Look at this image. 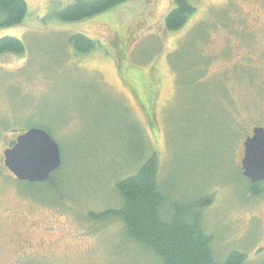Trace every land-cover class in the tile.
Masks as SVG:
<instances>
[{"label": "rangeland", "instance_id": "obj_1", "mask_svg": "<svg viewBox=\"0 0 264 264\" xmlns=\"http://www.w3.org/2000/svg\"><path fill=\"white\" fill-rule=\"evenodd\" d=\"M76 1L26 0L23 24L0 29L25 46L0 56V264H161L121 222L87 218L119 205L114 184L145 145L138 129L174 199L212 196L204 224L218 262L237 251L264 264V195H248L238 172L243 143L264 126V0H194L176 33L163 26L171 0L80 25L49 18ZM78 32L101 48L76 54ZM132 82L153 95L142 93L147 109ZM32 127L60 148V194L5 170V144Z\"/></svg>", "mask_w": 264, "mask_h": 264}, {"label": "trees", "instance_id": "obj_2", "mask_svg": "<svg viewBox=\"0 0 264 264\" xmlns=\"http://www.w3.org/2000/svg\"><path fill=\"white\" fill-rule=\"evenodd\" d=\"M133 1L77 0L72 5L52 12L49 18L71 25H80L88 21H104L101 17L105 13L111 11L117 14L121 8ZM193 1L171 0V10L163 22L166 32L176 33L186 26L189 18L196 11ZM27 14L26 0H0V29L21 26ZM69 44L79 55H87L101 48L99 41L80 32L70 37ZM24 52L25 46L19 39L14 37L0 39V56L9 54L21 56ZM178 77L180 78V74ZM130 87L135 89L133 91L137 92L143 108L147 109L153 95L150 96L133 82ZM142 93L146 97H151L147 105H144ZM42 129L47 131L45 128ZM138 130L140 132L136 136L141 141L143 138L145 145L139 148L140 151L135 153L131 161L130 166L136 168V172L117 180L114 184L119 205L99 213L89 212L87 218L92 222L108 220L121 222L130 240L151 251L161 264H220L213 249L215 238L207 232L204 224V211L212 204V196L202 195L190 202L174 199V190L168 189L166 182L164 183L159 177L158 157L156 153H151L148 137H145L144 131ZM139 163L141 164L138 165ZM63 166L64 162L50 180L43 183L55 194H60L59 178L62 175ZM238 172L240 176L243 175L242 168ZM244 179L246 180L245 177ZM246 182L248 195L254 198L264 195V182L255 185L248 180ZM245 262L244 254L233 251L221 264H244Z\"/></svg>", "mask_w": 264, "mask_h": 264}, {"label": "water", "instance_id": "obj_3", "mask_svg": "<svg viewBox=\"0 0 264 264\" xmlns=\"http://www.w3.org/2000/svg\"><path fill=\"white\" fill-rule=\"evenodd\" d=\"M4 165L20 182L46 183L62 167L61 151L44 129L30 128L4 153ZM243 176L253 185L264 182V129L255 128L243 143Z\"/></svg>", "mask_w": 264, "mask_h": 264}, {"label": "flooded vegetation", "instance_id": "obj_4", "mask_svg": "<svg viewBox=\"0 0 264 264\" xmlns=\"http://www.w3.org/2000/svg\"><path fill=\"white\" fill-rule=\"evenodd\" d=\"M255 128H263V129H264V126L258 125V126H256V127H254L253 130H254ZM253 130H252V134H251L249 137L253 136ZM24 132H25V131H23L22 134H24ZM22 134H20V135H22ZM20 135H19V136H20ZM19 136H17V138H18ZM17 138H16V139L9 140V141L5 144V146H6L5 151L8 150V149L10 148V145H12L13 143L16 142ZM5 151H4L3 153H5ZM3 161H4V156H3ZM5 170L7 171V174H9V175H11L12 177H14L13 174H11V173L8 171V169H7L6 167H5Z\"/></svg>", "mask_w": 264, "mask_h": 264}]
</instances>
